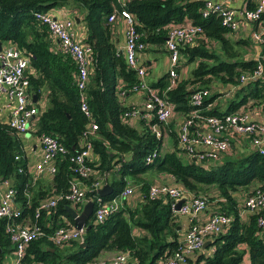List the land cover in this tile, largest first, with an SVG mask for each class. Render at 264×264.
Here are the masks:
<instances>
[{
  "label": "trees",
  "instance_id": "obj_1",
  "mask_svg": "<svg viewBox=\"0 0 264 264\" xmlns=\"http://www.w3.org/2000/svg\"><path fill=\"white\" fill-rule=\"evenodd\" d=\"M205 4L206 0H126L124 4L120 0H0V42L3 47L19 48L31 61V71L27 75L29 92L32 98L36 97L34 105L40 109L37 122L31 128L32 137L53 135L69 151L66 156H59L58 171L50 175L52 191L42 198L40 191H35L32 196V188L38 179L33 181L28 172L27 137L13 129L8 121H0V176L13 181L17 190L15 203L23 212L15 221L21 224L34 222L38 205L66 192L76 179L87 183V195L96 203L99 197L98 189L93 188L96 181L100 185L107 182L113 186V192L103 197L105 200L119 196L128 187H139L141 195L134 208L127 199L124 206L104 222L97 221L93 214L88 221L91 227L86 230L83 241L76 240L64 246L56 245L48 236L31 241L21 264H92L108 251L128 252L140 264H161L175 252L184 237L178 229L183 214L173 209V199L149 197L150 187L158 183L152 184L150 176L161 175L166 176L162 181L167 180V183L205 197L208 205L215 202L218 210L215 213L232 217L226 230L211 238L212 253L198 256L202 248L192 254L186 264H245L247 252L248 264H264V229L258 225V216L264 211L251 212L244 208L247 197L264 188V154L251 150L238 157L224 159V155L215 162H200L184 157L179 145L180 126L177 133L170 129L173 120L180 118L182 123L192 112L191 99L197 90H210L201 107L206 116L222 117L236 112L246 108L250 99L264 104V78L241 81L243 75H251L256 67V58H251L246 50L255 44L250 38L236 39L216 15L204 17ZM63 7L71 8L79 16L80 22L75 20V25L84 27L83 37L79 40L92 49L87 84L91 118L81 109L76 62L63 52L54 51L49 28L35 17L36 12ZM248 7L256 8L257 2L249 0ZM123 8L134 16L137 30L146 45L144 52L151 47L164 50L173 25L191 21L203 28L202 39L180 47L177 84L167 89L170 67L165 75L150 83L160 90L161 96L167 90L166 96L174 104V116L166 126L165 134L174 136L176 146L150 163L147 156L162 144L152 130L157 120H146L145 110L127 106L122 101V97L138 92L134 87L139 77L130 68L125 49L119 48L115 24L108 21L111 14ZM214 44L217 47L213 48ZM166 52L169 58L167 48ZM192 63L196 65L186 77L181 68ZM142 65L150 71L146 63ZM217 84L230 87V93L234 94L224 111L211 106L221 95L217 93ZM44 91L48 101L43 107L39 100ZM136 109L139 113L126 116ZM135 116L141 118L138 126L132 124ZM93 122L99 127L90 139L92 154L89 163L94 172L89 179H84L73 171L70 157L81 150L82 135ZM130 180L143 185L137 186ZM253 185L257 186L252 190ZM240 191L244 193L240 194ZM70 206V202L60 200L55 208L42 212L39 222L47 234L61 226L74 225ZM75 208L81 211L79 206ZM242 212H248V215L243 216ZM45 216L53 220L51 225ZM11 221L0 219V264L6 254L16 255V246L7 232ZM70 245L72 248L67 251L65 247Z\"/></svg>",
  "mask_w": 264,
  "mask_h": 264
},
{
  "label": "built area",
  "instance_id": "obj_2",
  "mask_svg": "<svg viewBox=\"0 0 264 264\" xmlns=\"http://www.w3.org/2000/svg\"><path fill=\"white\" fill-rule=\"evenodd\" d=\"M234 0H206L203 9L204 17L216 15L221 19L222 25L231 30L234 34L242 27L255 25L250 39L255 47L259 48L257 64L251 75H243L242 82L249 79L264 78V0H257L256 8H237L232 6ZM123 4L126 2L120 0ZM36 19L49 28L52 37L58 41L61 51L70 56L77 65V85L80 91L81 109L84 114L91 118L92 112L88 104L87 84L90 79V55L92 49L85 46L76 35L75 16L65 19L57 18L51 12H36ZM120 19L127 23L125 31V56L131 69L137 72L138 84L135 91L145 94L144 118L152 120L156 118L157 123L152 126L153 133L159 140H162L161 147L154 150L147 156L148 163L154 161L160 154L165 153L166 126L171 123L174 116V104L167 98L166 92L161 96L160 90L153 87L148 81L149 72L140 63L139 55L144 52L146 45L142 40V34L137 30L134 16L126 8L116 11L108 17L110 23L116 24ZM203 28L191 21L180 25H173L169 30L166 41V48L169 52L170 61V83L167 89H172L179 79L178 63L180 59V47L193 45L197 40L202 39ZM31 67V61L25 52L15 46H5L0 50V89H5L11 107L9 125L18 133L26 137H32L31 128L36 124L40 109L34 105L33 98L29 92V80L25 72ZM210 95L209 89L197 90L193 93L191 104L194 107L188 117L183 120L179 127V145L183 155L187 158H195L197 161L215 162L226 152L233 148V141L230 135L248 136L252 147L264 154V122L253 119L246 108L219 116H206L202 113L201 107L206 97ZM139 110L127 113L126 116L136 115ZM164 127H163V126ZM99 129L96 123H92L88 130L82 135V148L78 153L70 157L72 168L77 177L89 179L94 170L90 165L92 154L91 137ZM39 143L38 159L35 165L37 176L46 172L55 175L58 171L57 160L59 156H66L68 149L62 145L58 138L50 134L38 136ZM34 151V150H33ZM23 171V169H21ZM101 187L100 182L93 184L95 190ZM136 188L128 187L119 196L105 200L99 195L95 203L94 215L97 221L104 222L106 218L121 209V204L135 196ZM17 190L11 179L0 176V219L12 220L7 225V232L16 246V263L21 264L29 243L33 240L48 236L49 240L58 246H64L73 241H83L86 228L73 226H61L52 233L47 234L39 220L43 211L55 208L60 200L68 201L72 207L79 206L82 210L84 205L91 199L87 195V183L83 180H72L69 189L53 199H46L36 208L34 222L18 223L15 220L23 214L16 206ZM168 196L173 199L172 207L184 198L180 212L191 218V223L185 236L179 241L178 248L168 256L161 264H186L189 257L205 247L211 238L225 231L231 224L232 217L224 213H214L207 219L201 220L198 216L208 208V199L198 196L193 192L167 182H159L150 187L149 197ZM93 201V200H92ZM81 205V206H80ZM244 208L251 212L264 211V188L245 200ZM258 225L264 229V214L258 216ZM100 264H140L139 261L130 257L128 252H119L108 261Z\"/></svg>",
  "mask_w": 264,
  "mask_h": 264
},
{
  "label": "crops",
  "instance_id": "obj_3",
  "mask_svg": "<svg viewBox=\"0 0 264 264\" xmlns=\"http://www.w3.org/2000/svg\"><path fill=\"white\" fill-rule=\"evenodd\" d=\"M125 1V0H123ZM257 2V0H252ZM249 4V0H234L232 2V6L237 7V8H246L248 7ZM51 13H53L57 18L59 19H65L67 17H71V16H75L77 15L75 11H73L71 8H54L50 11ZM126 27H127V23L120 19L116 24H115V36L117 37V42L119 44V48L124 50L125 49V31H126ZM76 28V35L78 39H82V35L84 33V27L80 26L79 28ZM256 29L255 25H247L245 27H242L238 32H235L234 36L236 37V39L239 38H250L253 30ZM50 38L53 41V49L54 51H61L60 45L58 43L57 40H55L52 35L50 34ZM252 46V45H251ZM3 47V45H2ZM163 48H156V47H151L149 48L147 51L141 53L139 55L140 58V63H146V65L149 67V69L153 68L156 64H157V57L162 53L165 52L166 53V57L165 58V62L168 63V68L170 67V62H169V58H168V53L166 52V47L164 48V50H162ZM248 54L251 56V58H256L259 54V48L252 46V49L250 50V52H248ZM169 70V69H168ZM31 71V67L28 70V73ZM188 66H183L181 68V72L182 74H184L186 77L188 76ZM149 76V75H148ZM161 76H159L160 78ZM158 78V79H159ZM148 81L150 83H154L151 82L149 79ZM156 82V81H155ZM217 93H220L221 95H219L211 104L212 107H217L221 110H225L228 108L229 105V100L231 99V97L234 95L233 93H230L232 90L230 87H226V85H218L217 86ZM235 88H233L234 90ZM231 90V91H230ZM145 94L142 92H136V93H132V94H128L126 97H122V101L125 103V105L127 106H136L138 108H140V111L144 110V102H145ZM47 99H46V94L45 91L43 92V96L40 98L39 100V104L41 106H46L47 104ZM37 102V101H36ZM257 100L255 99H250L249 102L247 103L248 105L246 106V109L249 110V112L251 113L252 117L254 120L259 121V122H264V104H257ZM35 103V102H34ZM10 102H9V98L8 95L5 91V89H0V121H9L10 117H11V107H10ZM143 105V108H142ZM141 116V115H139ZM139 116H135L134 118H132V124H134L135 126H138L139 124V119H141ZM176 118V117H175ZM174 118V119H175ZM180 118H176L175 120H173V122L170 125V129L172 133H177V129L178 126H180ZM233 141V148L226 152L223 156L224 159L225 158H229V157H233V156H237L244 154V153H248L251 150H255L254 147H252L251 143H250V139L248 136H243V135H230ZM27 141L25 142V148L27 151V156L30 161L29 163V174L34 177V175L37 176V171L35 170V165L38 159V152L40 150L39 148V143L37 141L36 138L33 137H27L26 139ZM176 148L175 146V140H174V136L171 134L170 136H168V138H166V146L164 149V152H168V151H172ZM34 150V151H33ZM222 156V157H223ZM185 158H187L186 156H184ZM223 159V158H222ZM109 177V176H107ZM166 176L161 175V176H150L151 182L152 184H154L155 182H168L167 180H163ZM140 178V176H139ZM130 183H133L137 186L139 185H143L142 182L139 183H135L132 180H130ZM106 184H109L107 182L101 183V187L99 188V190L101 188H103ZM52 180H51V176L50 174L43 172L42 174H40V177L38 178L36 184L33 186V190H32V196L35 195V191H40L41 192V198L48 195V192H51L53 187H52ZM111 185V184H110ZM258 185V184H257ZM257 185H253L250 187V189H254V187H256ZM112 186V185H111ZM113 187V186H112ZM136 188V187H135ZM139 188V187H138ZM138 188H136V193L135 196L132 197L130 199V205L134 208L140 201L141 199V195L139 193ZM140 189V188H139ZM252 189V190H253ZM251 190V191H252ZM245 191V190H242ZM244 192L240 191V194H242ZM110 195V194H109ZM104 196H102L103 198ZM104 199V198H103ZM244 197L242 198L243 202H244ZM125 201L122 202L121 204V208L124 206ZM215 202H210L208 205V208L206 209V211L202 214H200L198 217L201 220H205L207 219L210 215H212L215 212H218L216 205H214ZM83 209V208H82ZM95 211V208H94ZM94 214V213H93ZM246 214L248 215V212H242L243 216H246ZM50 217V215H48ZM48 216H45V220L48 221V225L53 223V220H51ZM191 223V218L189 216L183 215L182 217H180V225L178 226V229L182 231V235L185 236L187 229L189 228V225ZM135 233L139 234L140 231L139 230H135ZM210 245V247H209ZM205 253H207L208 255L212 253L213 251V247L211 246V241L209 240L206 244V246L204 247ZM116 255L115 252H113L111 255L107 252H103L102 255L98 258L99 259V263H102L104 261H108L110 260V256ZM103 258V259H102ZM16 255L14 253L11 254H6L4 259H3V263L2 264H15L16 263ZM249 262V253L247 252L245 255V264H248Z\"/></svg>",
  "mask_w": 264,
  "mask_h": 264
},
{
  "label": "water",
  "instance_id": "obj_4",
  "mask_svg": "<svg viewBox=\"0 0 264 264\" xmlns=\"http://www.w3.org/2000/svg\"><path fill=\"white\" fill-rule=\"evenodd\" d=\"M75 20L77 22H80V18L79 16L75 15ZM2 43L0 42V50L2 49ZM28 75V70L25 72V76ZM33 101L36 102V97L33 98ZM113 192V187L110 184H106L103 188H101L98 191V194L100 196H107L109 194H111ZM185 201L184 198L180 199L177 204H176V211H180L181 209V205L183 204V202ZM94 208H95V203L94 201H89L87 202L83 209L79 212L76 208L70 206L69 207V211L72 214L73 218H74V224L77 228L81 229L83 227L86 228V230L90 229V225H88V221L90 220L91 216L94 213ZM83 246H85V244H83ZM206 246V244H205Z\"/></svg>",
  "mask_w": 264,
  "mask_h": 264
},
{
  "label": "rangeland",
  "instance_id": "obj_5",
  "mask_svg": "<svg viewBox=\"0 0 264 264\" xmlns=\"http://www.w3.org/2000/svg\"><path fill=\"white\" fill-rule=\"evenodd\" d=\"M215 47H217V45H215L214 44V47L213 48H215ZM237 50H243L242 48H236ZM252 49V46H248V47H246V50H247V52H250V50ZM246 57H248V55H247V53H246V55H245ZM165 58L167 59V57H166V53L165 52H162L158 57H157V64L153 67V68H151L150 69V71H149V76H148V79L151 81V82H155V81H157L158 80V78H159V76H163V75H165L166 73H167V71H168V63H166L165 62ZM195 65H196V63H192V64H188L187 66H188V73L190 74L191 73V71H192V69L195 67ZM188 74V75H189ZM30 159V158H29ZM208 198H211V197H209V196H207ZM73 245V244H72ZM72 245H70V246H67V247H65V249H67V251L68 250H70L71 248H72ZM107 253H109L110 255L113 253V252H107ZM206 254L205 253V250H204V248L201 250V251H199V253L197 254L198 256L199 255H201V254ZM115 254H117V252H115ZM196 255V256H197ZM115 255H113V256H110L111 258L112 257H114ZM197 256V257H198ZM103 259V258H102ZM99 263V259H97L94 263H92V264H98Z\"/></svg>",
  "mask_w": 264,
  "mask_h": 264
}]
</instances>
